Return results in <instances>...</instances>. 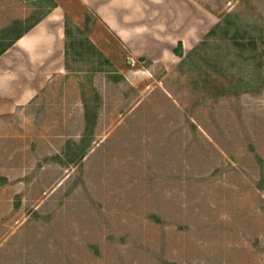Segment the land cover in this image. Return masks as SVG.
Wrapping results in <instances>:
<instances>
[{
  "label": "rangeland",
  "instance_id": "rangeland-1",
  "mask_svg": "<svg viewBox=\"0 0 264 264\" xmlns=\"http://www.w3.org/2000/svg\"><path fill=\"white\" fill-rule=\"evenodd\" d=\"M56 2L66 74L0 129V264H264V0H194L209 31L154 62Z\"/></svg>",
  "mask_w": 264,
  "mask_h": 264
},
{
  "label": "crops",
  "instance_id": "crops-1",
  "mask_svg": "<svg viewBox=\"0 0 264 264\" xmlns=\"http://www.w3.org/2000/svg\"><path fill=\"white\" fill-rule=\"evenodd\" d=\"M35 1V0H25ZM49 1V0H48ZM94 10L135 57L153 62L185 51L210 29L208 12L194 0H81ZM56 2V0H55ZM0 0V129L16 126L11 120L33 105L58 77L66 74L64 7L56 2L26 25L10 16ZM202 21V22H201ZM202 29L199 28L201 27ZM8 25H13L5 31ZM198 26V28L196 27ZM201 30V31H200ZM8 31L10 33L8 34ZM25 124L18 122V130ZM28 127V126H27ZM6 135L0 132V142ZM22 136L19 141H24Z\"/></svg>",
  "mask_w": 264,
  "mask_h": 264
},
{
  "label": "trees",
  "instance_id": "trees-1",
  "mask_svg": "<svg viewBox=\"0 0 264 264\" xmlns=\"http://www.w3.org/2000/svg\"><path fill=\"white\" fill-rule=\"evenodd\" d=\"M54 1V0H53ZM56 5V2L54 1V4L52 5V7H54ZM64 25H65V33H66V48H65V55H66V59L68 58V56L70 55V47H68V44H67V42H68V40H69V36H70V34L72 33L71 32V27H72V24H71V22H70V18H69V16L67 15V13H65V23H64ZM70 49V50H69ZM175 54L177 55V56H183L182 55V44L180 43L179 44V46H178V48L175 50ZM89 64H93V62H89ZM93 67V66H92ZM91 67V69H89V71H94V68H92Z\"/></svg>",
  "mask_w": 264,
  "mask_h": 264
}]
</instances>
